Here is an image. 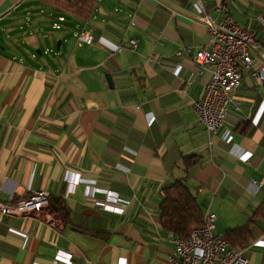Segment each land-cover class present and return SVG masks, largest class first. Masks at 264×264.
<instances>
[{
	"label": "crops",
	"instance_id": "0c3cea01",
	"mask_svg": "<svg viewBox=\"0 0 264 264\" xmlns=\"http://www.w3.org/2000/svg\"><path fill=\"white\" fill-rule=\"evenodd\" d=\"M225 13L257 32L258 76L244 73L240 116L211 136L191 108L211 70L193 55L206 20ZM60 15L0 0V201L50 195L39 212L0 213V264H166L173 246L156 212L190 155L200 163L186 183L216 215L214 234L244 225L264 203V0H99L88 22L64 15L54 29ZM81 28L93 45L77 44ZM100 188L127 201L122 214L104 210ZM253 233L244 255L264 264V231Z\"/></svg>",
	"mask_w": 264,
	"mask_h": 264
},
{
	"label": "built area",
	"instance_id": "2783aa9c",
	"mask_svg": "<svg viewBox=\"0 0 264 264\" xmlns=\"http://www.w3.org/2000/svg\"><path fill=\"white\" fill-rule=\"evenodd\" d=\"M62 22H65V16L60 15L53 28L60 29ZM205 23L207 45L195 52L193 61L200 71L210 69L211 79L204 85L201 98L192 101L191 108L206 132L213 136L224 127L227 114L232 112L240 116L241 101L236 98V93L242 86L244 73L258 76L252 67L257 32L239 26L227 13L220 24L209 20ZM76 40L78 45H93V30L81 28L76 32ZM130 45L134 49L136 41H130ZM189 52L186 48L177 55L183 57ZM98 192L104 196L101 203L104 210L123 213L126 200L109 188H100ZM49 202L47 191H33L29 197L10 205L0 201V213L26 216L41 211ZM216 221L214 213H206L203 225L193 229L189 237L176 238L169 234L167 240L172 244L173 252L166 264H249L244 255L245 248L231 247L222 235L214 234Z\"/></svg>",
	"mask_w": 264,
	"mask_h": 264
},
{
	"label": "trees",
	"instance_id": "16d2710c",
	"mask_svg": "<svg viewBox=\"0 0 264 264\" xmlns=\"http://www.w3.org/2000/svg\"><path fill=\"white\" fill-rule=\"evenodd\" d=\"M44 4L58 14L73 18L80 23L88 22L95 11L99 0H33ZM200 163V158L185 156L181 164L186 176L175 180L163 188L161 200L156 212L158 223L165 233L176 238H187L192 230L203 225L204 212L197 202L192 189L186 180L191 169ZM61 216L67 221V211L62 202L58 203ZM264 203H261L252 213L247 222L237 228L227 229L222 237L231 247L244 248L255 240L253 228L264 231Z\"/></svg>",
	"mask_w": 264,
	"mask_h": 264
},
{
	"label": "rangeland",
	"instance_id": "374dc122",
	"mask_svg": "<svg viewBox=\"0 0 264 264\" xmlns=\"http://www.w3.org/2000/svg\"><path fill=\"white\" fill-rule=\"evenodd\" d=\"M66 19H67V18H66ZM67 20H68V19H67ZM61 24H62V23H61ZM53 31L58 32V31H56V30H53ZM76 45H77V44H76ZM76 47H77V46H76ZM61 48H62L61 50H63L64 52L67 51V46H66L64 43L62 44ZM76 49H78V47H77V48H74V49L72 50V53L75 52ZM69 51H70V50H69ZM55 52H57L56 49H55ZM35 55H36V54H35ZM49 55H53V54L50 53ZM44 57H45V56H44Z\"/></svg>",
	"mask_w": 264,
	"mask_h": 264
},
{
	"label": "water",
	"instance_id": "95a60500",
	"mask_svg": "<svg viewBox=\"0 0 264 264\" xmlns=\"http://www.w3.org/2000/svg\"><path fill=\"white\" fill-rule=\"evenodd\" d=\"M59 46H60V42L57 43V48H59ZM106 80L108 84H111V78L109 75H106Z\"/></svg>",
	"mask_w": 264,
	"mask_h": 264
}]
</instances>
